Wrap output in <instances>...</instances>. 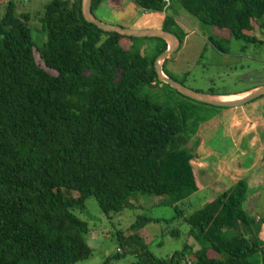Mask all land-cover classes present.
<instances>
[{
	"label": "trees",
	"instance_id": "trees-1",
	"mask_svg": "<svg viewBox=\"0 0 264 264\" xmlns=\"http://www.w3.org/2000/svg\"><path fill=\"white\" fill-rule=\"evenodd\" d=\"M103 1L91 0L93 13ZM133 1L164 12L162 29L180 40L185 33L174 17L184 11L213 29L206 39L220 51L230 39L264 44L253 33L254 22L264 36V0ZM27 19L0 15V264H75L91 254L87 223L73 213L89 197L109 214L133 192L170 205L201 184L177 140L179 115L162 116L159 104L137 92L158 82L154 61L164 40L156 38L161 46L148 59L124 45L137 37L85 21L82 0H50L39 19L46 40L38 49ZM246 189L240 180L183 216L203 243L198 251L184 244L164 260L142 244L133 264H180L185 250V264H256L254 254L264 264L256 216L242 207ZM134 238L138 232L119 244ZM121 256L118 249L113 258Z\"/></svg>",
	"mask_w": 264,
	"mask_h": 264
},
{
	"label": "rangeland",
	"instance_id": "rangeland-1",
	"mask_svg": "<svg viewBox=\"0 0 264 264\" xmlns=\"http://www.w3.org/2000/svg\"><path fill=\"white\" fill-rule=\"evenodd\" d=\"M49 1L0 0V15L9 11L17 16L27 14L26 23L31 30L35 47L41 49L46 35L41 30L39 19ZM143 12L133 0H104L95 9L94 15L104 22L128 27ZM179 13L182 18L194 25L192 30L180 29L187 32L184 38H188L187 41L183 38L180 49L165 59L163 70L166 75L190 89L204 93L230 92L254 86L257 84L255 73L260 74L264 80V44L257 45L236 39L226 42L222 40L224 51H220L206 39L207 34H215L211 27L201 25L184 11ZM253 25L256 37L264 39L254 22ZM217 35L219 36V33ZM227 36L225 33L220 34L221 38ZM195 42L198 48L203 44L205 48L203 56L198 58L197 51L193 48ZM124 45L126 47L132 45L131 50L151 59L157 47L161 46V42L156 38L140 37ZM137 92L140 96L159 104L162 116L172 112L179 115L182 129L177 140L183 141L180 147L185 148L192 156L191 161L200 176L202 187L170 205L160 203L164 197L155 199L140 192H133L120 212L109 214H105L96 200L89 197L85 201L84 209H75L73 213L87 223V231L83 233V237L91 249V254L75 264H133L138 259L142 244L155 257L164 260L175 251L183 249L184 244L198 251L203 243L195 239L191 226L183 216L186 217L203 207L218 194L208 182L210 177L207 176V172L211 171L215 174L216 170L221 172V181L225 188L235 185L240 179L243 180L247 189L242 207L248 212L253 209L257 225L261 226L264 223V173L253 168L259 156L256 157V151L243 153L231 140L230 131L224 127L225 123H222L225 120L212 119L213 116L217 117L222 109L186 97L168 83L159 80L156 84L140 85ZM241 106L247 108L250 105ZM252 205L255 206L251 208ZM137 219H140L139 229L135 231L131 226ZM135 232L139 233V239L134 238L130 245L120 246V237L124 240ZM259 240L262 242L261 238ZM118 249L122 256L113 258ZM185 252L186 258L180 264L188 262V252L186 250ZM250 259L259 264L261 255L254 254Z\"/></svg>",
	"mask_w": 264,
	"mask_h": 264
},
{
	"label": "crops",
	"instance_id": "crops-1",
	"mask_svg": "<svg viewBox=\"0 0 264 264\" xmlns=\"http://www.w3.org/2000/svg\"><path fill=\"white\" fill-rule=\"evenodd\" d=\"M177 14L174 17V19H175V22H176V25L179 31L180 29H183V28H185L187 31L192 30L194 23L188 22L187 20H185V18H182L181 13L178 12ZM164 16H165L164 12L144 11L143 14L137 17L133 21V23L128 27L134 28V29H162ZM183 33H185L184 37H186L187 32H183ZM176 36L178 37V35ZM187 38H184V39H186L187 41ZM180 41H181V44H180V47H181L183 45L182 44L183 39ZM197 46L198 45L195 42L193 48H195V50L197 51L196 57L198 58L199 56L200 57L203 56V52L205 48H204V44L200 46V48H198ZM163 68H164V63H163ZM164 74L166 73L164 72ZM256 74L258 73H255L254 75L256 76ZM255 82L257 84H255L254 86L244 88L241 90H237V91L220 92V93L219 92H216V93L206 92V93L212 94L213 96H216V97L236 99V98H240L246 95L249 91H251L255 87L261 84H264V82L261 81V79H258L256 77H255ZM246 104L250 106H248L247 108H245L244 106L243 107L242 106L232 107V108L218 107V108H221L222 110L217 114V117L213 116L212 119L217 120V121L225 120L222 123H225L224 127L227 128L228 131H230V134L232 135L231 140L234 142V144L237 147L241 148L243 153H249L252 151L253 152L256 151L257 153L256 157L258 156L259 157H258V161L253 164V168H256L258 171L261 170V173H264V96L255 98ZM218 126L220 127V125ZM221 132H222V129H221ZM207 173L208 175L207 174L206 175L210 177V179H208V182L211 184L212 187H214V189L218 193H221L223 190L227 189L225 188V184L221 181V177H222L220 174L221 172L219 173V171L216 170V174L215 172H212V171L207 172ZM198 177L200 179L199 174H198ZM218 187H221V189H219ZM253 206L255 205H252L251 208ZM257 235L260 236L259 238H261L262 240L261 243H263L264 245V223H262V225L259 226Z\"/></svg>",
	"mask_w": 264,
	"mask_h": 264
},
{
	"label": "water",
	"instance_id": "water-1",
	"mask_svg": "<svg viewBox=\"0 0 264 264\" xmlns=\"http://www.w3.org/2000/svg\"><path fill=\"white\" fill-rule=\"evenodd\" d=\"M82 15L85 21L94 24L97 28L105 32H115L122 36H127V37H137V38L148 37V38H160L164 40L167 43V47L163 52H161L156 57L154 61V68L157 75V79L161 82L168 83L172 88L176 89L184 96L189 97L197 102H201L216 107L232 108V107H239L241 105L250 102L255 98L264 96V84L255 87L254 89L249 91L246 95L236 99L216 97L209 93H204L190 89L184 86L182 83L164 74L163 71V63L165 59L170 54L176 52L180 48L181 41L173 32L166 31L164 29H134V28L123 27L117 24L104 22L98 19L92 12L91 0H82Z\"/></svg>",
	"mask_w": 264,
	"mask_h": 264
},
{
	"label": "bare ground",
	"instance_id": "bare-ground-1",
	"mask_svg": "<svg viewBox=\"0 0 264 264\" xmlns=\"http://www.w3.org/2000/svg\"><path fill=\"white\" fill-rule=\"evenodd\" d=\"M179 37V36H178Z\"/></svg>",
	"mask_w": 264,
	"mask_h": 264
}]
</instances>
